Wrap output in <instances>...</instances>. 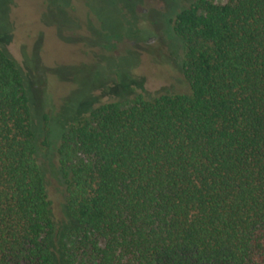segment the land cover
<instances>
[{
    "label": "trees",
    "instance_id": "trees-1",
    "mask_svg": "<svg viewBox=\"0 0 264 264\" xmlns=\"http://www.w3.org/2000/svg\"><path fill=\"white\" fill-rule=\"evenodd\" d=\"M167 24L189 90L120 72L70 125L35 91L39 57L24 70L0 44V264H264V0H195Z\"/></svg>",
    "mask_w": 264,
    "mask_h": 264
},
{
    "label": "rangeland",
    "instance_id": "rangeland-1",
    "mask_svg": "<svg viewBox=\"0 0 264 264\" xmlns=\"http://www.w3.org/2000/svg\"><path fill=\"white\" fill-rule=\"evenodd\" d=\"M193 1L139 0L136 21L126 7L127 0H0V44L24 70L27 62L35 68L39 57L48 72L46 79L38 75L42 85L35 91H45L46 113L55 115L64 108L63 118L70 125L87 114L90 94L109 99L101 86H112L120 72L124 79L130 71L143 78L149 93L164 87L189 90L179 55L172 52L165 33L167 20ZM136 28L143 30L145 40L143 33L141 41L128 37ZM118 32L122 36L116 38ZM40 156L47 170L55 220L64 231L65 191L50 166L56 164L54 143L42 146Z\"/></svg>",
    "mask_w": 264,
    "mask_h": 264
},
{
    "label": "flooded vegetation",
    "instance_id": "flooded-vegetation-1",
    "mask_svg": "<svg viewBox=\"0 0 264 264\" xmlns=\"http://www.w3.org/2000/svg\"><path fill=\"white\" fill-rule=\"evenodd\" d=\"M148 39H150V38H148ZM144 40H145V38H144ZM151 40H152V38H151ZM141 41V40H140ZM146 41H147V39H146Z\"/></svg>",
    "mask_w": 264,
    "mask_h": 264
}]
</instances>
